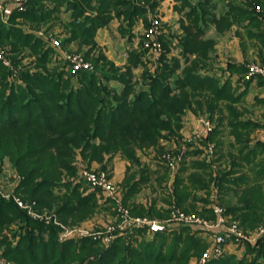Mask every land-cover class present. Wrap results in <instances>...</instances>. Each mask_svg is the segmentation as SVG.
Here are the masks:
<instances>
[{
    "label": "trees",
    "instance_id": "trees-1",
    "mask_svg": "<svg viewBox=\"0 0 264 264\" xmlns=\"http://www.w3.org/2000/svg\"><path fill=\"white\" fill-rule=\"evenodd\" d=\"M161 1L28 0L25 9L13 17L49 29L60 20L61 11L68 13L67 36L62 43L77 41L80 47L90 46V52L96 44L98 29L108 26L115 18L120 22L121 36L128 35L127 49L131 48L127 50L124 71L112 65L107 69L109 62L102 55L96 56L92 58V69L76 73L77 83L48 66L57 50L50 42L46 41V45L43 38L0 22V44L12 45L13 68L20 62L16 55L27 48L37 56L36 65L40 67L21 68L15 79L12 69L0 60V162L9 156L22 175L17 193L24 200L34 202L38 210L55 207V213L64 222L70 218L78 221L97 210L101 205L97 198L103 197L97 188L86 194L81 192L83 180L63 181V174L74 175L72 162L78 151L88 161L103 162L120 154L133 165H141L138 151L156 146L161 138L176 136L187 111L206 113L214 122L202 143H213L212 151L216 153L223 146L221 136L229 127L242 156L234 157L227 170L216 168L213 160L207 162V158L192 160L189 167L182 165L172 183L164 185L166 202L174 201L181 210L214 217L206 206L212 202L209 196L214 195V202L222 203L228 192L239 191L237 201L229 203L226 211L235 215L244 228H254L264 223V182L260 181L264 177V159L253 161L259 156L264 158V141L249 145L247 131L260 124L240 119L243 111L236 105L247 93L252 79L244 77L245 63L229 60L225 66L214 68L217 40L205 34L210 27L217 34H224L237 26L250 40L260 44L259 52H263L264 0H227V8L220 13L208 0L196 3L174 0L181 13V32H161L158 39L162 54L151 70L146 67L151 58L144 59L148 52L143 42L146 33L137 36L139 43L134 48L133 28L139 20L146 28L149 16L156 14ZM175 48L179 50L172 54ZM138 66L143 67L139 74L143 86L136 88L139 83L134 81L132 69ZM234 75L237 79L232 80ZM111 80L121 84L120 90L109 88L107 83ZM258 84L264 85V76H259ZM257 101L264 104V98ZM190 151L204 153L201 148ZM236 158L258 168L252 182L247 177L231 176L235 172L232 167L239 165ZM140 174L139 179L130 175L118 182L124 188V205L135 215L164 217L168 210L156 209L155 199L149 206L128 201L141 188L140 184L148 180L150 171L143 165ZM62 187H65L63 192ZM200 191L203 193L197 196ZM199 203L202 207L197 210ZM11 222L22 223L18 233L12 234L15 242L11 237L0 236V247L4 245L3 255L17 259L18 264H188L192 256L199 255L206 247L205 239L191 231L193 226L172 222L156 232H150L147 227L128 229L117 234L108 246L101 239L87 237L59 241L57 226L34 220L13 199L0 198V229ZM45 232L47 236L43 235ZM244 248L242 256L227 254L209 264H264V237Z\"/></svg>",
    "mask_w": 264,
    "mask_h": 264
},
{
    "label": "rangeland",
    "instance_id": "rangeland-1",
    "mask_svg": "<svg viewBox=\"0 0 264 264\" xmlns=\"http://www.w3.org/2000/svg\"><path fill=\"white\" fill-rule=\"evenodd\" d=\"M6 1H15V0H6ZM195 3L198 0H194ZM28 0L25 1L23 8L19 10H14L10 16L5 17L4 15H0V22L3 23L6 26H18L21 27L22 30L26 33H32L37 37L43 38L45 42L49 41V36L57 37L61 40V46L60 50L57 49L55 52H53V55L51 56V60L48 61V66L54 67L56 71H62L64 76L67 78H72L73 83H77L76 78L74 77L76 73H72L70 66V62L66 61V59L63 58L62 53H69V54H75V55H81L83 58V61L87 64H89L93 68V57L103 56L105 60L109 63H107L106 68L108 69L111 65L120 69V71H124L127 65V58H128V51L127 49L129 47V37L128 35L125 37H122L119 32V26L120 22L115 18L113 19L110 24L104 28L98 29L100 31V34L98 35L96 32L95 35V46L92 48L90 52H88L90 46H78L77 41H71L68 44L62 43V40L65 36H67V33L65 32V26H66V20L68 19V13L61 11L59 13L60 20L55 21V25L52 26L49 29H45L46 26L44 25H36L28 20H24L21 18H15L13 17L16 12L22 11L25 9L26 4ZM209 4L215 5V11L217 13L222 12L227 8V5L224 3L223 0H208ZM161 3L166 6V9H169V13L171 15H168L163 17L161 16L160 9ZM171 4V5H170ZM173 2L171 1H164L162 0L158 7L156 8L155 12L156 14L150 15V22L153 18H158L161 22V31L164 32L165 28L167 27V34H176L181 32L180 26V19H181V13H179L178 10L172 9ZM171 10V11H170ZM179 17V19H178ZM13 18H15L13 20ZM168 19L169 22L177 21L175 24V28L171 25H168L167 22L164 23V20ZM172 20V21H170ZM149 25L144 28V23L139 22L138 26L134 27L133 32L134 38L132 47L136 48V46L139 43V38L137 37L141 32H146V30L149 29ZM143 24V27H142ZM178 25V28H177ZM143 28V29H142ZM175 29V30H174ZM178 30V31H177ZM237 32H241L240 35L237 34ZM97 36V37H96ZM205 36L208 37H215L217 40V46L216 50L213 53L215 61L213 63L214 68H220L225 66L227 61H233V62H241L246 64V73L244 74V77L246 79H252V82L248 86L247 93L243 96L240 103L236 104L238 106V109L240 111H243V114L240 115V119L244 121H251L255 124H260L264 127V104L260 103L259 101L253 102L254 97H258L260 95L264 96V85H259L258 80L259 76H264V73H258L252 76H248L249 74V66L254 65L257 68L264 69V51L259 52V45L255 43V40H250L247 37V34L240 31V29H237V26H233L230 30L225 32L224 34H217V31L213 27H210ZM148 41V38L144 39V46L145 42ZM46 42V45L48 44ZM161 42V41H160ZM51 43V42H50ZM74 43V44H73ZM147 48V47H146ZM148 49V48H147ZM179 48H175L172 51V54H177ZM88 52V53H87ZM0 54L10 62V69L13 71V76L19 74V69H30V70H37L40 67H37L36 60L37 56L31 54L29 48L23 49L20 53L16 55V58L20 61L18 65H16V68H13L14 65L12 63V56H14L12 51V45L10 42H4L3 44H0ZM149 54V55H148ZM151 58V52L148 49V52L145 53V60H149ZM157 64V61L150 59L146 63V67L149 69H154ZM8 67V66H7ZM143 70L142 66L134 67L132 69V73L135 74V77H133L134 81H137L139 84H137L136 88H139L143 86L142 78H140L139 74ZM180 69L177 70V72ZM80 71V70H79ZM225 75V74H224ZM15 79H18L16 76ZM231 79H237V76L233 77L231 76ZM17 82V80H16ZM109 88L120 90L121 84L119 82H116L114 80L109 81L107 83ZM259 87H256L258 86ZM203 121H209L211 125H213V122L209 120V117L206 113H193L192 111H187L186 114L182 117V124L179 130L177 131L176 136L171 135L167 138H161L158 141V144L156 146H151L147 148V151L142 152L138 151L139 160L141 161V165L132 164L130 161H128L126 158H123L120 154L113 155L111 158H106L103 162L99 161H88L87 159H84L81 152L78 151L75 155L73 166L75 168L74 175L70 176L67 174H63V181L73 183L82 181V174L83 172L88 169L89 171L94 172H105L109 180L116 186L118 189V199L119 203L116 201L110 200L104 203V200H106L105 196L97 198V201L101 204L97 210H95L92 214L85 217L82 220L73 221L71 218L68 219L67 222L62 221L59 216L55 213V207H51L50 209H42L38 210L35 208V203L30 202L27 200H24L19 193H17V188L19 187L22 175L19 173V171L16 169L15 165L12 163L9 156H5L2 161L0 162V198L4 199H13L17 205L22 208L28 216L33 218L34 220L41 221L45 223V225H55L57 226L56 231V237L59 241H64L66 239H80V238H95L97 240H100L98 238V235L100 233H105L107 231V228L111 225H119L122 223V220L119 216H117L118 207L121 206L123 209L127 210L132 217H139V218H147L151 221H158V222H166L170 223L172 221V217L174 214H179L182 212L186 215H193L195 218L200 222L199 225H202L203 231L201 232L202 228H196L194 229V226H197L198 224H193L191 226V231L198 232L199 236L206 241V247L205 249L199 254L192 256L189 259L188 264H209L212 260L226 256L227 254H235L238 256H242L245 252V245L248 243H255L258 239H261L264 237V233H261V231H264V223L259 224L255 226L254 228H244L241 224L239 219H236L235 215L227 213V205L229 203L234 204L237 201L238 195L237 192L239 191H230L228 192L222 201V203L214 202L215 198L213 196H209V200L212 202L207 204L206 206L211 208L214 217H206L202 214L196 212V211H184L180 208L176 207L173 202L167 203L166 199L167 197V189L164 187L165 184L170 185L174 179V175L177 173V170L179 167L184 165L185 167H189L192 160L200 159V158H207V162L213 160L214 166L220 170H227V168L231 167L232 161L234 160V157L238 156L241 158L242 155L239 154L238 148L239 145H235L234 136L229 133V127H227V130L224 131L223 135L221 136L224 144L223 146L214 153L212 151V148L214 146L213 143H207L204 145L202 143L203 137L206 136V134H203ZM259 122V123H257ZM262 126L253 127L247 132L249 133L248 140L249 145H252L256 142H252L253 140H256L257 136H263L264 139V132L257 133V130L263 129ZM253 134V135H252ZM261 134V135H260ZM231 136V137H230ZM262 138V137H261ZM96 143H98V139H96ZM235 145V146H233ZM204 150V153L202 154H193V151L190 150H197V149ZM190 152L189 154L187 152ZM154 154H158L155 158H152ZM206 154L209 155L206 156ZM235 159L236 162L239 163V165L232 167L234 169V173H232L231 176L238 177L243 176L247 177L250 182L253 181V179L256 176L257 169L253 168V164L247 163L243 159ZM264 159L263 156H259L255 158L254 162H260L261 159ZM173 163L171 165L170 163ZM246 163L247 166H244ZM241 164V165H240ZM122 165L123 171L121 176L117 175L116 168L117 166ZM145 165L149 171L150 174L148 176V180L142 184H140V189L135 191L132 194V197L128 200L129 202L133 203H141L142 205L149 206L150 203L153 202L155 199L156 202V209L159 211L161 210H168V213L162 218L159 217H152L147 214L139 215V214H132L127 206L124 205L123 202V196H124V188L123 185L119 186L118 182H122L123 178L125 176L132 175L131 178H138L140 177V169ZM155 170L158 172L156 173ZM165 170V171H164ZM188 171H191V168L188 169ZM168 172V177L166 178V175L164 173ZM187 173V171H186ZM163 174V176H162ZM185 174V173H184ZM158 175L160 177H158ZM157 178H159L157 180ZM261 182H264V177ZM92 187H90L85 182L81 183V192L87 193L90 192ZM65 190V187H62L60 189L61 192ZM102 193V192H101ZM199 194L197 196H201L200 194L203 193L202 191L198 192ZM205 197V196H203ZM211 198V199H210ZM187 203L186 205H188ZM219 206L223 209V217L224 222L223 226L216 227L217 220L219 217H217V214L215 213V206ZM108 206L110 209L108 210ZM202 205L199 203L197 206V210H200ZM187 224V225H188ZM22 223L17 222H11L10 224L4 226L2 229H0V236H8L11 237V241L15 242V238L12 237V234H17L20 226ZM188 225V226H190ZM238 228L237 232H240L242 234V237L240 241H237L235 237L227 238L226 242L223 245L224 252L217 257L211 258L209 261L204 262V259L206 258V252L209 248H211L214 244V235L215 234H224V229H230L233 227ZM83 234V235H81ZM43 235L47 236L48 233L45 232ZM97 235V236H96ZM96 236V237H94ZM148 236V234H147ZM236 236V235H235ZM237 237V236H236ZM14 244V243H13ZM104 244V243H103ZM4 245L0 247V264H18L16 261L17 259H12L5 257L3 255L4 253ZM249 259L252 258V256H246Z\"/></svg>",
    "mask_w": 264,
    "mask_h": 264
},
{
    "label": "built area",
    "instance_id": "built-area-1",
    "mask_svg": "<svg viewBox=\"0 0 264 264\" xmlns=\"http://www.w3.org/2000/svg\"><path fill=\"white\" fill-rule=\"evenodd\" d=\"M26 0H15V1H6V0H0V15H4L5 17L10 16L14 10H19L23 8V5ZM161 22L158 18L151 19L150 27L148 30H146V36L148 38V41L145 43V47L149 49L151 52V60L158 61L161 54H162V44L160 40L158 39L159 35L161 34ZM49 41L51 42L55 48L60 50L61 46V40L54 36H49ZM62 56L66 61L70 62V66L72 67L71 71L72 73H75L79 70L83 69H92V67L85 63L83 61V58L81 55H75V54H69V53H62ZM0 60L3 62L4 65L10 67V62L6 60L1 54H0ZM249 74L248 76H252L258 73H264V69H260L255 67L254 65L249 66ZM203 134H207L211 129L212 125L209 123V121H203ZM171 165L174 164V162L170 163ZM82 180L88 184L92 188H97L101 190L103 196H105L106 199H110L113 201H116L119 203L118 199V189L116 186L109 180L108 175L105 172H94L89 171L86 169L82 174ZM215 213L217 214L218 220L216 227L223 226L224 217H223V209L219 206H215L214 208ZM119 213V214H118ZM117 216L120 217L122 220V223L119 225H111L107 228V231L105 233H100L98 235V238L102 240V242L108 246L111 245L114 238L117 234H120L128 229L132 228H142L147 227L150 232H156V231H162L166 228L167 224L166 222H158V221H151L147 218H139V217H132L130 216L129 212L125 209H123L121 206L118 207ZM172 223L174 224H182L187 225L190 223L198 224L197 226L199 228H202V225H199V221L195 218L193 215H186L184 213L178 212V214H174L172 217ZM188 224V225H190ZM190 225V226H191ZM238 228L237 226L233 228H226L224 229V234H215L214 235V244L211 248H209L206 252V258L204 259V262L209 261L213 257L220 256L224 252L223 245L226 242L227 238L235 237L237 241H240L242 237V234L240 232H237ZM261 233H264V231H261ZM83 235V234H81ZM237 237H236V236ZM97 236V235H96ZM94 236V237H96Z\"/></svg>",
    "mask_w": 264,
    "mask_h": 264
},
{
    "label": "crops",
    "instance_id": "crops-1",
    "mask_svg": "<svg viewBox=\"0 0 264 264\" xmlns=\"http://www.w3.org/2000/svg\"><path fill=\"white\" fill-rule=\"evenodd\" d=\"M164 1H168V0H164ZM169 1H171V2H173V4H172V9H174V10H177L176 9V5H178V3L176 2V1H174V0H169ZM224 1V3L226 4V2H227V0H223ZM171 5V4H170ZM161 7H162V9H160V12H161V16H163V17H165L166 16V18H167V16L168 15H171V14H169V13H172V12H169V9H166L167 7L166 6H164L162 3H161ZM171 11V10H170ZM165 18V20H164V23L165 22H167V24L168 25H171V27L173 26L174 28H175V24H173V23H177V21H173V22H169V20L168 19H166ZM178 19H179V17H178ZM170 21H172V20H170ZM139 22H142L141 20H139L137 23H136V27L138 26V24H139ZM142 27H143V24H142ZM177 28H178V25H177ZM143 29V28H142ZM167 27L165 28V33H167ZM176 29V28H175ZM174 29V30H175ZM178 31V30H177ZM97 34L99 35L100 34V31H98L97 32ZM97 37V36H96ZM74 44V43H73ZM217 46V45H216ZM236 63H241V62H236ZM236 75H234L233 77H235ZM256 87H259V85L258 86H256ZM248 91V90H247ZM259 98H264V96H262V95H260V96H258V97H254L253 98V102H256L257 103V99H259ZM257 123H259V122H257ZM260 126H262V125H260ZM259 126V127H260ZM261 128H264L263 126L261 127ZM264 132V130L263 129H260L259 128V130H257V132H256V135H258L257 133H263ZM260 134V135H261ZM253 135V134H252ZM231 137V136H230ZM262 137V138H261ZM264 141V139H263V136H257L256 137V140H252L251 141V143L253 142H257V141ZM245 165L244 166H247V164L246 163H244ZM122 171H123V167H122V165H119V166H117V168H116V173H117V175H119V176H121V174H122Z\"/></svg>",
    "mask_w": 264,
    "mask_h": 264
}]
</instances>
